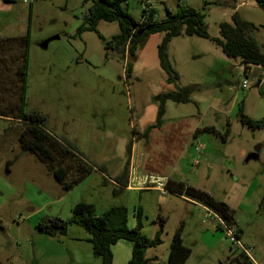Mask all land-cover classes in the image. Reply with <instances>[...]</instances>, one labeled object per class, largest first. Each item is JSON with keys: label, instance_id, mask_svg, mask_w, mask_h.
<instances>
[{"label": "rangeland", "instance_id": "1", "mask_svg": "<svg viewBox=\"0 0 264 264\" xmlns=\"http://www.w3.org/2000/svg\"><path fill=\"white\" fill-rule=\"evenodd\" d=\"M224 2L127 0L128 12L135 19L141 18L146 4L160 20L166 17V8L176 12L179 3L195 8L206 15L208 32L214 37L219 36V23L229 21L233 12ZM90 5L91 0H0V37L24 35L28 25L30 30L24 100L10 104L8 100L16 98L6 93L5 82L0 85V264H81L79 259L87 264H102L90 242L84 241L90 235L82 226L71 224L66 235L48 236L38 224L47 217L70 220L72 209L81 202L93 204L98 215L113 204L128 202L125 196L115 195L112 186L103 184L105 177L100 170L84 178V184L80 182L66 191L55 178L52 164L20 143L25 125L10 118L19 111L40 112L47 117L48 131L67 138L89 163L105 166L109 176L121 161L127 160V145L134 138L135 112L142 111L147 102L157 100L161 91L170 87L158 62L161 33L141 44L135 71L126 79L127 59L106 47L120 32L117 22L99 23L103 39L96 32L76 33ZM240 15L258 27L255 38L264 52V10L249 4L240 10ZM55 36L60 38L50 41L46 49L41 47ZM193 39L202 41L200 45L190 44L201 57L189 56L186 43V47L175 48L182 66L179 85H196L200 90L189 103L168 101L166 128L149 142L143 141L136 158L144 160L145 170L170 173L175 181L227 203L243 234L240 237L237 230L238 242H234L225 230L217 229L219 224L208 218L203 208L173 195L163 198L162 209L157 208L160 192L147 193L142 198L149 202L143 218L145 233L152 236L161 210L169 218V235L184 223L185 242L194 251L192 263L250 264L243 254L248 251L256 264H264V128L243 126L237 105L243 101L246 115L264 120V70L253 66L246 75L240 59L226 56L209 39ZM213 50L227 60L222 61ZM175 59L173 55L170 58L174 68ZM222 64L233 66L224 72ZM5 72L0 69V75H7ZM0 78L7 81V76ZM245 82L247 87L243 89ZM19 84L22 86L19 82L13 89L21 91ZM206 126L214 127L218 134H196L197 128ZM199 146L203 147L201 153L196 151ZM254 155L257 157L250 158ZM70 163L75 162L68 159L56 165ZM71 170L72 179L77 174L75 168ZM131 222L130 219V225ZM120 245L128 248L129 242L122 241ZM168 250L167 244L159 254L163 256Z\"/></svg>", "mask_w": 264, "mask_h": 264}, {"label": "trees", "instance_id": "2", "mask_svg": "<svg viewBox=\"0 0 264 264\" xmlns=\"http://www.w3.org/2000/svg\"><path fill=\"white\" fill-rule=\"evenodd\" d=\"M4 1L13 3L16 0ZM256 2L258 7L264 10V0H256ZM205 18L206 15L195 8L179 4L178 10L174 13L166 8V17L163 20L157 18L155 10L148 8V5L144 8L141 18L135 19L128 12L127 0H91L84 22L77 28L76 33L81 35L87 31L96 32L103 39L98 31L99 23L101 21L117 22L120 32L107 42L106 47L114 49L125 61L127 59L125 65L126 79L132 77L137 52L146 38L156 33L164 34L158 46L160 66L167 74V83L173 84L177 90L160 95V100L156 103L158 105L156 122L146 128L144 133L140 135L141 138H147L153 128L161 127L168 100L177 104H186L191 101L193 94L200 90V87L196 85H179V73L173 67L169 56V46L173 38L185 36L209 39L221 47L226 56L240 59L246 75L252 72L253 66H258L264 70V52L255 38L258 27L254 23L245 20L238 11H235L229 21L220 23L219 36L212 37L208 32ZM29 34L28 25L27 32L24 35L0 37V69L8 73L7 75H0L7 76V81L0 78V85L5 82L6 93L9 91L11 93H8V95L11 98H16L14 101L7 99L12 105L22 102L25 98L24 84L28 69ZM19 82H22V86L19 84L22 87L21 91L13 89L15 84ZM238 109V118L243 126L253 129L264 128V120H255L244 113L243 101L239 104ZM10 119L17 120L25 125L20 134V143L25 149L37 153L41 159L52 164L55 178L62 183L66 191H70L82 182L95 168L108 176L105 166L89 163L67 138L57 139L50 134L46 128L47 117L40 112L19 111ZM206 131L218 134L214 127L198 129L196 134ZM126 151L127 160L124 169L113 178V181L121 186H127L128 184L132 141L128 143ZM68 159H73L75 163L63 164L59 167L56 165L57 162L63 163ZM54 165L57 166L56 169H54ZM71 168H75L74 171L77 174L72 179L69 178L73 173L72 170V172L69 171ZM165 188L170 192L184 195L188 199L208 208L219 216L227 226L236 225L234 211L230 206L224 201L216 199L210 193L186 185L184 182L173 180H168ZM129 217L130 211L125 206L112 207L103 214L98 215L93 204L81 202L72 209L70 220H63L60 217H47L41 220L38 228L48 236H64L68 233L71 224L82 226L89 233L88 241L92 245L93 253L101 259L102 264H113L112 246L120 241L132 243V257L128 264H154V260L146 258V252L150 248H156L163 244L162 236L165 233L167 219L158 214L159 229L154 238H148L142 234L143 211L140 208L137 209L135 213L136 225L133 228L128 226ZM218 228L223 230L221 225ZM183 230L184 223L174 233L167 264H186L192 254V249L184 244ZM237 230L240 233L239 228ZM247 262L250 263L248 259ZM239 264H242V262H239Z\"/></svg>", "mask_w": 264, "mask_h": 264}, {"label": "crops", "instance_id": "3", "mask_svg": "<svg viewBox=\"0 0 264 264\" xmlns=\"http://www.w3.org/2000/svg\"><path fill=\"white\" fill-rule=\"evenodd\" d=\"M179 4H177L178 7H179ZM224 4L228 5L229 7H231L233 9V12H231V14H230V15H232L235 11H238L240 13V10L243 9L244 7L248 6L249 4H251L252 6L256 5L257 2H256V0H253L252 2H248V3L245 2V1H238V0H225ZM170 12L174 13L175 11H170ZM245 20H247V19L245 18ZM247 21H249V20H247ZM221 22H224V21H221ZM220 23H219V25H220ZM219 32H220V29H219ZM156 34H160V33H156ZM21 35H23V34H21ZM152 35H154V34H152ZM8 36H13L14 37V36H20V35H3L1 37H8ZM163 36H164V34L161 33L160 34L161 41L163 39ZM212 37H214V36H212ZM215 37H217V36H215ZM147 38H149V36ZM147 38H146V40H147ZM193 38H195V37H185V36L184 37H182V36L181 37H175V38L172 39V41L170 43V46H169V56H170V58H171L172 55H173L174 58L176 57L174 65H175V70L179 73L180 78L182 77L181 70H180V67H182V66L177 60V56L175 54V48L179 47V46L183 47V45H184V47H186L185 44H184V43H186L189 46V52H190L189 56H192V55L194 56L196 54V55H199L201 57L200 52L196 53V50L192 49L190 47V44H193V42H195L196 44L200 45V44H202V41H200L199 39H193ZM196 38H199V37H196ZM145 41H144V43H145ZM161 41H160V43H161ZM159 44L157 45V55H158V46H159ZM187 50L188 49L186 48L185 52H187ZM213 51L216 53V55L218 57H220V59L222 61L227 60V59H223L224 57H221V55H220V53L218 51H215V50H213ZM147 52H145L141 56H145L147 54ZM223 54H224V52H223ZM158 62L160 64L159 57H158ZM228 65L229 66H233V65H230V64H228ZM229 66H226L225 64H222L220 69L225 72V71H228V69H229L228 67ZM134 71H135V68H133V73H134ZM133 73H132V75H133ZM221 81L223 82V79H221ZM224 82L227 83V81H224ZM218 83H216V85H220ZM168 86H170V87L164 88L161 91V94L170 93V92H175L176 91V87H174L173 84H168ZM168 101H170V100H168ZM168 101L166 102V113H165L164 118H163V124L159 128H153L151 130V132L149 133L147 138H141L140 135H142L144 133V131L146 130L147 127H149L150 125H152V124H154L156 122L157 112H158V105L156 104L157 103L156 100L147 102L145 104V107H144V109L142 111L135 112L136 113V121H135L134 128H133V130H134L133 131L134 132V138L131 139V141H132V157H131V163H130V168H129V176H128V184H127V186H121V185H119V184H117L116 182L113 181V178L116 177L117 175H119L122 172V170L124 169L126 161L125 162L121 161L120 165L117 166L116 171L113 172V173H109V176H107L106 174H104V173H102L100 171L101 174L105 177V179H104L105 182H103V184L105 186H107V185L112 186L114 188L113 191H114L115 195L121 194V195L125 196L128 199V202H124V204H122V205L113 204L110 207L106 208L105 210H102V212L103 211L105 212V211H107L108 209H110L112 207H117V206H125V207H127L129 209V211H130V217H129V222H128L129 228H133L136 225L135 213H136L137 209L140 208L143 211V214H145V212L148 211L147 207L149 205V202L146 199H145V201L142 200L143 196L146 195L147 193H149V194H157L158 192L161 193V197H160L161 199H160L159 202L156 203V207L157 208H161L160 203H161V201H164L163 198L166 199L169 195H173L172 197L181 198V199L185 200L188 204H191V205L195 206L198 209L203 208L206 211V214H207L208 218L215 219V217L213 215V212L210 211L208 208L204 207L203 205H201L199 203H196L193 200L188 199L184 195H180V194H177L175 192H170V191H168L165 188V184L167 183L168 180L175 181L172 178V174L165 173V172H162V171L155 172V171H153L151 169H146L145 170L143 168L144 160L141 159V157L140 158L139 157L136 158V150L139 147V145L141 143H143V141L149 142V140H151V138L155 134H160L161 130L166 128L167 115H168V108H167L168 107ZM237 105H239V102H237ZM233 107H234V105H233ZM235 108H236V106H235ZM206 127H211V126H206ZM198 129H201V128H197V130ZM49 132L55 138H57V139L60 138L59 136H57L56 134L52 133L51 131H49ZM245 154H246V152L244 150H242V155H245ZM96 171H99V170L98 169L96 170V168H95L92 173H95ZM85 180L86 179H84L81 182V184H84ZM158 214H161L164 218H166L167 219V223H168L169 218L164 216L163 211L160 210V212L157 213L156 217L158 216ZM130 219L132 220L131 225H130ZM236 227L239 228L240 237H241L242 234H243V231L240 229L239 225H236ZM145 228L146 227H145V224H144V221H143L142 234L145 235L148 238L149 237L150 238H154L156 233H157V231H158V229H159V224L157 223V225L155 226L152 236L147 235L145 233ZM166 228H167V224H166V227H165V233L162 236L163 244L158 246V247H156V248H150L146 252V258L154 260V262H153L154 264H167V262H168L170 244H171V241H172V238H173L175 232L173 234L169 235V233L167 232ZM217 229H218V227H217ZM88 239L89 238H85L84 241L89 243ZM219 239L220 240L223 239V236L220 235ZM183 241H184V244L186 246H189L185 242L184 233H183ZM121 242H118L116 245L112 246L113 264H128L130 259H131V257H132V248H133L132 243L129 242V247L126 248V247H123V246L120 245ZM89 244H91V243H89ZM167 244L169 245V250L166 252L165 255L161 256L159 254V250H161V248H163V246H166ZM243 254L246 256V258L248 259L250 264H256V262L254 260V257H252L248 251H244ZM193 256H194V251L192 249V254L189 257V259L187 260L186 264H194V263H192ZM75 261H76V257L74 256L73 257V263H75ZM78 262L81 263V264H87V262L82 261L80 259L78 260Z\"/></svg>", "mask_w": 264, "mask_h": 264}, {"label": "built area", "instance_id": "4", "mask_svg": "<svg viewBox=\"0 0 264 264\" xmlns=\"http://www.w3.org/2000/svg\"><path fill=\"white\" fill-rule=\"evenodd\" d=\"M147 5H145V7H147ZM149 7L152 8L151 6L148 5V8ZM246 87H247V83L245 82L242 84V88L244 89ZM196 151H197V153H201L203 151V147H201V146L196 147ZM195 162H196V164H200V162L198 160H196ZM213 215L215 217V221H217V223L223 227V230H225L227 232V236L229 238H231L234 242H238L236 225L233 224V225L227 226L219 216H217L214 213H213Z\"/></svg>", "mask_w": 264, "mask_h": 264}, {"label": "water", "instance_id": "5", "mask_svg": "<svg viewBox=\"0 0 264 264\" xmlns=\"http://www.w3.org/2000/svg\"><path fill=\"white\" fill-rule=\"evenodd\" d=\"M59 38H60L59 36H55V37H53V38H51V39L45 41V42L41 45V47H43L44 49H46V48L48 47V44H49L50 41L58 40ZM159 100H160V96L158 97V99H157L156 101H159ZM256 157H257V155H254V156H252V157H250V158H256Z\"/></svg>", "mask_w": 264, "mask_h": 264}]
</instances>
